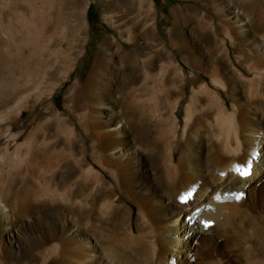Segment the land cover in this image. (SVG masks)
<instances>
[{
    "label": "bare ground",
    "instance_id": "bare-ground-1",
    "mask_svg": "<svg viewBox=\"0 0 264 264\" xmlns=\"http://www.w3.org/2000/svg\"><path fill=\"white\" fill-rule=\"evenodd\" d=\"M208 1L220 21L211 68L179 58L187 43L176 27L167 42L146 29V52L111 36L59 109L46 88L73 53L56 51L54 32L38 46L51 3L0 0V31L10 25L15 42L27 29L49 64L41 80L0 96V264H224L193 255L234 221L247 264H264V215L253 213H264V18ZM49 151L61 160L45 170ZM194 212L199 222L186 223Z\"/></svg>",
    "mask_w": 264,
    "mask_h": 264
},
{
    "label": "rangeland",
    "instance_id": "rangeland-1",
    "mask_svg": "<svg viewBox=\"0 0 264 264\" xmlns=\"http://www.w3.org/2000/svg\"><path fill=\"white\" fill-rule=\"evenodd\" d=\"M27 1L34 2L39 7L43 1L51 3L52 13H46L47 17H45V20H41L40 23V26L45 24V27L43 38L41 37L38 46H42L43 40L46 44L45 40L47 41L50 36L55 35L58 42L56 51L73 53V60L68 73L57 76L50 81V86L48 85L46 88V90L52 89L50 102L54 103L59 109L63 108L67 96L66 92L71 86H83L85 84L99 58L100 45L106 38L111 36H115L120 43L126 44L124 48L128 50H132L136 46L143 50L144 39L141 34L146 29L147 31L154 29L158 33V41L167 42L170 39L171 31L176 27L175 32L179 34L181 32L182 34L186 33L187 43L183 44L182 52H179V58L185 57L188 62L190 61L195 66L198 65L204 68H211L212 66V58L214 57L212 52L214 39L212 36L220 21L207 0H106L109 3L106 7L102 4V1L105 0H76L75 10L61 4L66 0ZM229 1L238 7L237 9L241 12L256 18H264V0ZM90 6L92 8L89 12ZM174 11L177 13L175 14ZM28 13L29 11H26L25 15ZM175 22L177 23L176 26H174ZM4 30L0 31L1 97L14 90H20L27 81L41 80L45 75L44 71L46 72L49 69L47 52L42 51L41 48L38 52L36 51L34 41L28 38L31 33L27 29L23 30V33L25 32L24 38L22 34L21 38L23 39L15 42L9 39L13 34L10 25L7 24ZM53 32L54 34L49 35ZM128 32L133 35L135 45L126 43ZM22 41L24 42L21 43ZM71 42L75 43V47ZM152 42L153 40L150 39L149 43L152 44ZM195 57L196 61L200 60L197 65L196 62L194 63ZM184 68L185 73L190 76V69L185 65ZM182 107L180 109L181 120L185 115V105ZM73 112L76 113L73 114ZM70 113L73 115V121L78 123L77 111L72 109ZM52 151H49L45 159L42 160V168L45 170L51 168L53 163L61 160L59 153H53ZM96 168L103 176H106V173L99 167ZM92 182L94 183L91 188H95L96 183L94 180ZM77 183L79 184H76V187L85 189V181L81 180ZM20 184L22 185L21 182ZM91 192L86 188V195H90ZM29 205H31V202H29ZM261 211L262 207L257 205L253 211L254 216H263L264 213ZM237 223V221H234V228H226L225 235H216L209 238V241L204 242L201 246L203 250H200L197 254L195 253L196 255L195 257L193 255V258H202L203 260V257L206 256V260L215 261L220 259L224 261V264H247L249 259L241 252L242 244L238 241L239 235L235 234L242 227ZM133 224H135V216ZM260 225L264 227V220H261ZM261 240H264V237H261Z\"/></svg>",
    "mask_w": 264,
    "mask_h": 264
},
{
    "label": "snow or ice",
    "instance_id": "snow-or-ice-1",
    "mask_svg": "<svg viewBox=\"0 0 264 264\" xmlns=\"http://www.w3.org/2000/svg\"><path fill=\"white\" fill-rule=\"evenodd\" d=\"M241 175H242L243 177L246 178V177H248V176L250 175V173L247 172V171H245V172L241 173ZM191 196H192V193H191L190 191H188L185 195L178 196L177 199H178L179 202L186 203V202L189 200V198H190ZM242 197H243V193H241V194L235 196V198H236L237 201L241 200ZM215 199H216L217 201H219V200H220V195H219V194H216V195H215ZM194 216H195V212H194V213H189V214H187V215L184 217V221H185L186 223H198L199 221H198V220H195V219H194ZM212 226H213V224H212V222H210V221H204V222H203V228H204V229H209V228H211Z\"/></svg>",
    "mask_w": 264,
    "mask_h": 264
},
{
    "label": "trees",
    "instance_id": "trees-1",
    "mask_svg": "<svg viewBox=\"0 0 264 264\" xmlns=\"http://www.w3.org/2000/svg\"><path fill=\"white\" fill-rule=\"evenodd\" d=\"M91 8H92V6L89 7V12H90Z\"/></svg>",
    "mask_w": 264,
    "mask_h": 264
}]
</instances>
